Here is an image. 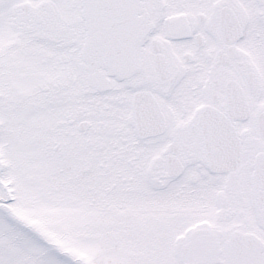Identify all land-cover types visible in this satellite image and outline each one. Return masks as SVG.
<instances>
[{
  "label": "snow or ice",
  "instance_id": "6c2138e0",
  "mask_svg": "<svg viewBox=\"0 0 264 264\" xmlns=\"http://www.w3.org/2000/svg\"><path fill=\"white\" fill-rule=\"evenodd\" d=\"M0 264H264V0H0Z\"/></svg>",
  "mask_w": 264,
  "mask_h": 264
}]
</instances>
